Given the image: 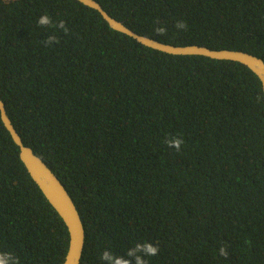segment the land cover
I'll return each instance as SVG.
<instances>
[{
  "label": "trees",
  "instance_id": "obj_1",
  "mask_svg": "<svg viewBox=\"0 0 264 264\" xmlns=\"http://www.w3.org/2000/svg\"><path fill=\"white\" fill-rule=\"evenodd\" d=\"M98 1L140 34L264 60V0ZM0 94L75 201L80 264L138 242L159 247L147 264H264V91L247 65L144 45L79 0H0ZM69 243L0 113V251L63 264Z\"/></svg>",
  "mask_w": 264,
  "mask_h": 264
},
{
  "label": "water",
  "instance_id": "obj_2",
  "mask_svg": "<svg viewBox=\"0 0 264 264\" xmlns=\"http://www.w3.org/2000/svg\"><path fill=\"white\" fill-rule=\"evenodd\" d=\"M79 1L97 9L112 28L128 34L144 45L171 54H199L215 59L239 61L247 65L255 74H257L261 83L264 81V60L257 54L242 49L211 48L204 44H173L164 42L134 31L123 20L112 16L98 0ZM262 87L264 91V83H262ZM0 113L6 128L9 130L19 147L20 158L26 166L29 174L39 185L46 198L57 210L68 227L70 243L63 264H80L86 241V231L74 199L70 195L65 184L49 164L35 152L33 147L23 141L7 112L1 94Z\"/></svg>",
  "mask_w": 264,
  "mask_h": 264
},
{
  "label": "clouds",
  "instance_id": "obj_3",
  "mask_svg": "<svg viewBox=\"0 0 264 264\" xmlns=\"http://www.w3.org/2000/svg\"><path fill=\"white\" fill-rule=\"evenodd\" d=\"M38 25L42 27L52 26L62 29L65 33L69 31L66 22L61 20L58 24H55L52 18L48 14L41 15L37 21ZM177 30H187L188 23L185 20H178L175 25ZM157 34H164L167 29L166 27H157L155 29ZM45 44L51 46L55 43H59V39L56 35L48 36L47 40L44 41ZM264 83V81H262ZM169 148H174L176 151L181 150V146L184 141L181 137H170L165 141ZM159 247L151 242H138L135 247L130 248L127 251L128 259L112 254L109 250H105L101 254V261L109 262V264H132V259L135 260V264H147L145 257H153L158 255ZM219 254L221 256L227 257L229 255L227 248L221 246L219 249ZM0 264H20L19 257L14 256L11 252L0 251Z\"/></svg>",
  "mask_w": 264,
  "mask_h": 264
}]
</instances>
